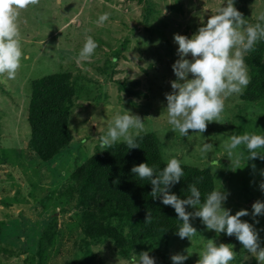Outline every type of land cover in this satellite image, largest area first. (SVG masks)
Masks as SVG:
<instances>
[{
	"label": "rangeland",
	"instance_id": "obj_1",
	"mask_svg": "<svg viewBox=\"0 0 264 264\" xmlns=\"http://www.w3.org/2000/svg\"><path fill=\"white\" fill-rule=\"evenodd\" d=\"M149 2L155 12L146 24ZM224 4L225 0H38L35 6L18 9L20 40L27 59L15 79L0 75V264H30L24 260V251L35 252L40 233L53 221L63 233L49 249L47 264H73L69 260L82 258L83 252L77 248V244L83 246L77 210L61 195L70 174L94 154L100 135L117 114L126 111L144 120L143 129L131 131H153L159 136L166 159L176 157L184 164L209 168L215 175V188L223 186L230 192L224 206L232 214L241 209L251 213L254 202L264 201L260 189L264 163L257 161L261 159L247 161L248 153L241 150V168L232 171L224 149L232 135L241 134L234 127L250 129V121L264 127V105L247 104L234 94L225 101L221 122L209 123L203 135L189 130L191 139L169 130L167 124L166 93L173 91L171 81L176 77L172 65L179 58L174 34L191 37L202 26L201 18L206 23ZM235 7L253 25L264 14V0H235ZM104 13L109 19L98 24ZM88 37L98 47L82 60L79 52ZM60 72L74 74L84 90L72 110V142L53 161L44 162L27 147L29 99L34 80ZM205 143L212 145L206 153L201 151ZM241 219L255 223L251 214ZM256 219L264 247V216ZM192 223L197 228L192 241L172 236L165 249L151 255L157 264H172L171 256L187 255V249L192 254L183 264H197L208 239L234 245L236 260L232 264H259L235 236L217 235L199 218ZM90 255L96 264H132L117 255L108 241L92 243Z\"/></svg>",
	"mask_w": 264,
	"mask_h": 264
},
{
	"label": "clouds",
	"instance_id": "obj_2",
	"mask_svg": "<svg viewBox=\"0 0 264 264\" xmlns=\"http://www.w3.org/2000/svg\"><path fill=\"white\" fill-rule=\"evenodd\" d=\"M38 0H0V75L15 79L23 60L27 59L20 40L17 23L18 9L35 6ZM109 19L104 13L99 16L98 24ZM198 31L191 37L174 34V42L178 44V59L172 65L175 80L171 81L173 91L166 93L167 124L169 130L180 136L191 139L189 130L202 134L208 124L221 122L225 111V101L234 94H242L250 83L245 55L252 52L257 43L264 40V14L258 22L249 24L243 14L235 7V0H225L223 7L210 16ZM98 44L88 37L79 52V58L86 60L91 57ZM190 57V58H189ZM191 76V78H190ZM144 128V120L126 111L117 114L107 131L100 135V148L110 149L116 143H123L127 151L141 147L138 142V132ZM226 155L231 159V170L241 168V150L248 153L247 161L259 157L264 160V134L244 133L232 135L224 144ZM212 150L210 143H205L201 151ZM184 162L176 157L167 159L163 169L148 162L134 164L131 173L141 181L151 183L153 198H159L165 206H171L182 221L176 234L181 240L192 238L197 234V228L192 220L199 218L207 230H214L217 235L224 233L235 238L243 248L254 256L259 264H264V247H261L260 230L257 217L264 216V201L257 200L248 209H241L232 214L231 209L224 205L230 195L223 186L214 188L201 199V191L197 183L189 184L186 198L171 191L184 177ZM254 168L255 165H252ZM264 191V182L260 184ZM191 207L194 211H188ZM251 216L255 223L242 220L241 217ZM150 222V215L147 219ZM176 253L171 256L172 264H183L192 254ZM236 259L234 245L217 243L208 239L205 250L199 253L197 264H232ZM132 264H157L156 258L148 251H143L139 257H132Z\"/></svg>",
	"mask_w": 264,
	"mask_h": 264
},
{
	"label": "trees",
	"instance_id": "obj_3",
	"mask_svg": "<svg viewBox=\"0 0 264 264\" xmlns=\"http://www.w3.org/2000/svg\"><path fill=\"white\" fill-rule=\"evenodd\" d=\"M153 12L155 9L149 2L144 15L146 24ZM121 46L126 47V42ZM118 51L121 53L122 48ZM245 63L250 83L239 97L247 104L264 105V40L245 55ZM84 79L88 80L86 76ZM118 83L126 92L133 93L125 83ZM83 90L71 72L55 73L33 81L28 105L31 134L27 147L42 161H53L72 142V110ZM241 119L247 121L245 116ZM262 121L264 123V118ZM248 125L250 129L236 126L233 130L241 134L250 130L264 134V127H257L252 121ZM138 142L141 147L129 151L123 143L102 150L99 140L94 154L70 174L66 191L61 196H66L76 208V225L83 234L80 243L83 246L75 242L83 256L77 260L71 257L73 261H69L73 264H96L90 255L92 243L108 241L117 255L132 261L133 256L138 258L143 251L155 256L168 246L172 236L177 235L182 221L177 219L174 209L151 196L153 186L150 182L141 181L131 173L132 166L141 162L163 169L167 159L160 138L153 131H140ZM257 161L264 163V160ZM183 166L184 177L171 191L186 198L189 184L196 182L203 202L216 186L215 175L209 168ZM192 209L187 208L188 211ZM149 215L150 222H147ZM61 233L63 231L58 230L53 221L40 233L35 252L24 251L27 255L24 260L30 264H47L49 249L55 246Z\"/></svg>",
	"mask_w": 264,
	"mask_h": 264
}]
</instances>
